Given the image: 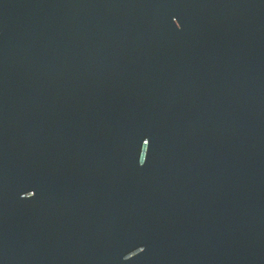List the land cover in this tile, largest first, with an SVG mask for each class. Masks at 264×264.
Masks as SVG:
<instances>
[{"label": "water", "instance_id": "water-1", "mask_svg": "<svg viewBox=\"0 0 264 264\" xmlns=\"http://www.w3.org/2000/svg\"><path fill=\"white\" fill-rule=\"evenodd\" d=\"M0 264H264V0H0Z\"/></svg>", "mask_w": 264, "mask_h": 264}]
</instances>
